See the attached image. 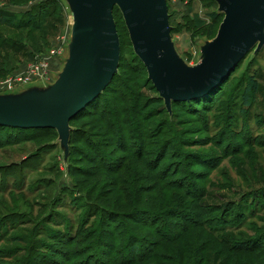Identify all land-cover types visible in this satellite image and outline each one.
Returning a JSON list of instances; mask_svg holds the SVG:
<instances>
[{"label": "rangeland", "instance_id": "obj_1", "mask_svg": "<svg viewBox=\"0 0 264 264\" xmlns=\"http://www.w3.org/2000/svg\"><path fill=\"white\" fill-rule=\"evenodd\" d=\"M168 7L176 49L196 66L223 21L208 34L219 5ZM115 20L119 75L97 113L70 122L68 155L56 129L0 127V264H264V48L217 92L169 110ZM70 31L61 0H0V93L38 71L54 82ZM160 229L179 239L158 244Z\"/></svg>", "mask_w": 264, "mask_h": 264}, {"label": "water", "instance_id": "obj_2", "mask_svg": "<svg viewBox=\"0 0 264 264\" xmlns=\"http://www.w3.org/2000/svg\"><path fill=\"white\" fill-rule=\"evenodd\" d=\"M71 25L64 65L53 73L0 93V125L56 129L69 154L71 120L95 101L118 73L121 41L118 7L135 54L147 68L170 110L173 101L197 98L218 88L255 50L264 48V0H216L224 14L216 37L190 66L172 36L168 0H61Z\"/></svg>", "mask_w": 264, "mask_h": 264}, {"label": "trees", "instance_id": "obj_3", "mask_svg": "<svg viewBox=\"0 0 264 264\" xmlns=\"http://www.w3.org/2000/svg\"><path fill=\"white\" fill-rule=\"evenodd\" d=\"M52 1H55V0H52ZM116 14H118L119 16H121L122 18H123V16H122V13H121V11H120V9L118 8V7H116L115 8V11H114V15L116 16ZM210 17H211V19H212V21H213V23H212V25H211V27L209 28V30H208V34L209 35H211L212 34V32H213V29H214V27H215V24H217V23H219L222 19H223V17H224V14H220V13H218V12H212L211 14H210ZM193 23L195 24V26L196 27H200V28H204V26H205V22L198 16V15H195L194 17H193ZM221 23V22H220ZM253 52H254V50H253ZM260 52V51H259ZM258 52V53H259ZM250 54V53H249ZM248 54V55H249ZM136 55V54H135ZM247 55V56H248ZM255 55H257V53L255 54ZM246 56V57H247ZM246 57H245V59H246ZM139 59V61L144 65V63L140 60V58L136 55V59ZM244 59V60H245ZM243 60V61H244ZM243 61L241 62V63H243ZM241 63L239 64V65H241ZM120 64H121V61H120ZM238 65V66H239ZM145 66V65H144ZM237 66V67H238ZM236 67V68H237ZM119 68H120V65H119ZM146 68V67H145ZM235 68V69H236ZM234 69V70H235ZM233 70V71H234ZM146 71H147V68H146ZM147 74H148V72H147ZM118 75H119V70H118V73L115 75V77L113 78V80H112V82L108 85V87L104 90V92L95 100V101H93L90 105H88L81 113H79V115H77L76 117H74L71 121H73V120H75V119H77V117H79L80 115H82V114H90V111L91 110H96V113H97V110L99 109L97 106H98V103H99V100H100V98H101V96L104 94V93H106V92H108L109 91V88L115 83V81H116V79H117V77H118ZM231 76V74L230 75H228L227 76V78L223 81V83L218 87V88H216V89H214V90H212L209 94H208V96L209 95H211V94H213V93H215V92H217L225 83H226V81L228 80V78ZM153 83V82H152ZM154 87V86H153ZM155 88V87H154ZM156 89V88H155ZM258 90H259V85H258V81H257V79L255 78V77H252V78H250L249 79V81H248V84L246 85V88H245V90H244V95H243V102H244V104H245V106H247V107H249L250 105H252L253 103H254V101H255V95L257 94V92H258ZM157 91V90H156ZM157 100L158 101H162L163 103H164V100L159 96V97H157ZM174 102H177V101H173L172 103H174ZM181 102H184V101H181ZM164 105H165V103H164ZM0 127H8V126H3V125H0ZM182 187H183V185H181ZM193 198V197H192ZM199 214H201L200 212H199ZM198 214V216H200ZM134 216L132 217V221H134ZM135 223H136V220L134 221ZM146 224H150V228H156L157 227V225H158V222H150V223H146ZM135 225H137V227L139 228L140 227V225H144V224H141L140 222H138V223H136ZM145 226V225H144ZM111 235H113V233H110V235L109 236H111ZM156 237H158L157 238V240H158V244H160V242H164V240H167V239H171L172 238V240L173 239H176V237H177V235H171V237H166L165 236V234L163 233V229H160L159 231H158V233H157V236ZM178 239H179V237H177ZM245 242H236L234 245L235 246H237L238 248H242V247H244L245 246V244H244ZM157 244V242H156V244H154V245H158ZM247 244V243H246ZM252 243L251 242H249L248 243V245H251ZM133 247H132V252H131V255L132 256H136L138 253H140L141 252V250L144 248V245L142 244V242H136V243H133V245H132ZM131 258L129 257L126 261L128 262V264L130 263V262H133L134 260L133 259H131ZM126 262V263H127Z\"/></svg>", "mask_w": 264, "mask_h": 264}, {"label": "built area", "instance_id": "obj_4", "mask_svg": "<svg viewBox=\"0 0 264 264\" xmlns=\"http://www.w3.org/2000/svg\"><path fill=\"white\" fill-rule=\"evenodd\" d=\"M44 76V78L45 79H47L46 77H45V75H44V73H43V71H38L37 73L35 72V78L34 79H31V78H27V79H21L20 80V85L19 86H21V85H23V84H25V83H30V82H34V81H36V80H38V78L40 77V76ZM31 80V81H30ZM33 80V81H32ZM10 87H12V84H10ZM18 87V86H17ZM14 88H16V87H14ZM13 87H12V89H14ZM11 90V89H10Z\"/></svg>", "mask_w": 264, "mask_h": 264}]
</instances>
